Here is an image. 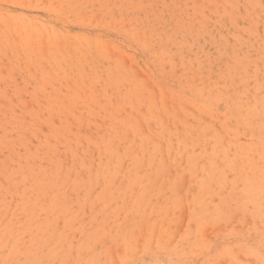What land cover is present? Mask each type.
Here are the masks:
<instances>
[{"label": "rangeland", "instance_id": "rangeland-1", "mask_svg": "<svg viewBox=\"0 0 264 264\" xmlns=\"http://www.w3.org/2000/svg\"><path fill=\"white\" fill-rule=\"evenodd\" d=\"M0 264H264V0H0Z\"/></svg>", "mask_w": 264, "mask_h": 264}, {"label": "bare ground", "instance_id": "bare-ground-1", "mask_svg": "<svg viewBox=\"0 0 264 264\" xmlns=\"http://www.w3.org/2000/svg\"><path fill=\"white\" fill-rule=\"evenodd\" d=\"M63 168V167H62Z\"/></svg>", "mask_w": 264, "mask_h": 264}]
</instances>
